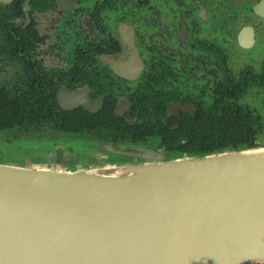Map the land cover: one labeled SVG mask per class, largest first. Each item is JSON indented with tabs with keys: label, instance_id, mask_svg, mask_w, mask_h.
Segmentation results:
<instances>
[{
	"label": "flooded vegetation",
	"instance_id": "af4514ba",
	"mask_svg": "<svg viewBox=\"0 0 264 264\" xmlns=\"http://www.w3.org/2000/svg\"><path fill=\"white\" fill-rule=\"evenodd\" d=\"M248 1L0 0V58L17 67L0 89L7 99L19 94L20 112H37L33 131L49 127L42 112H78L76 135L104 162L148 160L103 146L168 157L162 133L184 115L229 100L255 112L240 101L264 88V29L234 32L232 21ZM252 1L251 13L264 21L254 12L261 0ZM4 33L18 40L17 57L3 50Z\"/></svg>",
	"mask_w": 264,
	"mask_h": 264
},
{
	"label": "water",
	"instance_id": "95a60500",
	"mask_svg": "<svg viewBox=\"0 0 264 264\" xmlns=\"http://www.w3.org/2000/svg\"><path fill=\"white\" fill-rule=\"evenodd\" d=\"M133 150L102 148L148 161L0 162V264L264 262V146L174 158Z\"/></svg>",
	"mask_w": 264,
	"mask_h": 264
},
{
	"label": "trees",
	"instance_id": "16d2710c",
	"mask_svg": "<svg viewBox=\"0 0 264 264\" xmlns=\"http://www.w3.org/2000/svg\"><path fill=\"white\" fill-rule=\"evenodd\" d=\"M8 34L4 33L3 50L17 57L18 40ZM10 98L7 99L6 93L0 89V131L14 128L33 131L37 126V112H20L21 99L18 93ZM217 103L215 112L184 115L176 126L162 133L169 158L202 156L258 146L257 138L264 130L262 118L234 101ZM42 114V120L46 119L49 128L56 125L55 129L64 133H82V116L78 112H63L58 117L49 116L45 112Z\"/></svg>",
	"mask_w": 264,
	"mask_h": 264
},
{
	"label": "rangeland",
	"instance_id": "374dc122",
	"mask_svg": "<svg viewBox=\"0 0 264 264\" xmlns=\"http://www.w3.org/2000/svg\"><path fill=\"white\" fill-rule=\"evenodd\" d=\"M233 2L234 7L242 3L241 0H233ZM252 5L253 1L249 0L248 7L245 10L235 12L237 14L232 18L234 32L245 24H252L260 33L263 32L264 21L261 17L251 13ZM230 40L232 46H234V37L230 36ZM259 49L263 54L264 38L261 45H259ZM7 62L5 58H0V84L17 75L16 65ZM234 63L237 64V61H234ZM253 90L248 92L245 100L240 101V103L255 111L254 113L262 118L264 126V88ZM82 142V135H66L49 127H45L40 131L29 132L19 128L4 130L0 131V162L50 170L81 169L113 163H138L128 161L129 159L104 162L102 152L97 153L85 148ZM257 143L258 146H264V130L258 136ZM247 264H264V262H249Z\"/></svg>",
	"mask_w": 264,
	"mask_h": 264
},
{
	"label": "bare ground",
	"instance_id": "6f19581e",
	"mask_svg": "<svg viewBox=\"0 0 264 264\" xmlns=\"http://www.w3.org/2000/svg\"><path fill=\"white\" fill-rule=\"evenodd\" d=\"M257 10L260 13L264 14V0L262 1V4H260V6H258Z\"/></svg>",
	"mask_w": 264,
	"mask_h": 264
}]
</instances>
